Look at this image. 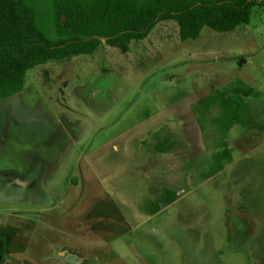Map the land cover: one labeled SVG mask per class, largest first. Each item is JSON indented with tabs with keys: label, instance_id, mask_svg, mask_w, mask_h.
Listing matches in <instances>:
<instances>
[{
	"label": "rangeland",
	"instance_id": "374dc122",
	"mask_svg": "<svg viewBox=\"0 0 264 264\" xmlns=\"http://www.w3.org/2000/svg\"><path fill=\"white\" fill-rule=\"evenodd\" d=\"M240 82L255 120L204 179L220 95ZM0 264H264V7L190 41L163 21L128 51L38 66L0 100Z\"/></svg>",
	"mask_w": 264,
	"mask_h": 264
},
{
	"label": "trees",
	"instance_id": "16d2710c",
	"mask_svg": "<svg viewBox=\"0 0 264 264\" xmlns=\"http://www.w3.org/2000/svg\"><path fill=\"white\" fill-rule=\"evenodd\" d=\"M0 0V100L22 93L28 73L50 61L92 55L103 44L128 51L163 21H175L181 41L197 40L205 28L232 33L248 25L258 0ZM48 8V9H47ZM104 41V42H103ZM258 93L238 83L222 99L225 122L212 149V163L204 179L218 175L233 163L227 136L234 124H247L251 111L244 98ZM207 102V99L203 100ZM160 191L166 205L176 194ZM163 192V193H164ZM158 204L152 215L159 214Z\"/></svg>",
	"mask_w": 264,
	"mask_h": 264
},
{
	"label": "crops",
	"instance_id": "0c3cea01",
	"mask_svg": "<svg viewBox=\"0 0 264 264\" xmlns=\"http://www.w3.org/2000/svg\"><path fill=\"white\" fill-rule=\"evenodd\" d=\"M257 92V91H256ZM258 93V92H257ZM249 98H252V97H249ZM244 100H245V102L246 103H248V105L250 106V108L252 109V112H251V114H252V116H251V119H250V121H249V123H247V124H243V125H240V124H234L233 126H235V125H240L241 127H247L248 126V124H251V123H253L254 122V120H255V117H254V100L253 99H247V98H244ZM183 100H181V102H182ZM180 103V102H179ZM178 103V104H179ZM177 104V105H178ZM151 115H153V113L151 114ZM151 115H150V117H151ZM153 117V116H152ZM149 119H151V118H148V120ZM158 118L156 117L155 118V116L153 117V122H155V120H157ZM158 121V120H157ZM249 127V126H248ZM233 128V127H232ZM162 150V149H161ZM164 150V149H163ZM153 212V211H152ZM79 260V256H78V258H74L72 261H74V262H76V261H78ZM77 263V262H76Z\"/></svg>",
	"mask_w": 264,
	"mask_h": 264
}]
</instances>
